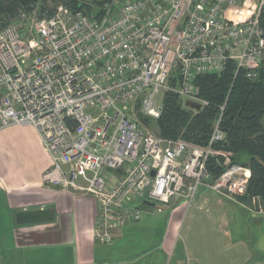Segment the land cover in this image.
<instances>
[{"label": "built area", "instance_id": "built-area-1", "mask_svg": "<svg viewBox=\"0 0 264 264\" xmlns=\"http://www.w3.org/2000/svg\"><path fill=\"white\" fill-rule=\"evenodd\" d=\"M89 6L90 13L63 3L51 14L35 8L0 24V130L36 129L51 161L43 186L91 196L93 237L102 245L142 219L143 203L186 208L200 189L230 201L243 197L249 169L214 146L224 139L223 106L203 147L152 133L137 113L159 119L163 100L155 99L165 93L190 111L204 109L196 78L220 74L229 61L255 79L264 66V0ZM218 157L223 173L214 180L207 164Z\"/></svg>", "mask_w": 264, "mask_h": 264}, {"label": "crops", "instance_id": "crops-1", "mask_svg": "<svg viewBox=\"0 0 264 264\" xmlns=\"http://www.w3.org/2000/svg\"><path fill=\"white\" fill-rule=\"evenodd\" d=\"M51 161L32 126L0 130V208L10 216L50 210L53 220L10 224L0 264H264V211L200 189L190 207L174 201L144 209L111 245L93 237L97 203L42 184Z\"/></svg>", "mask_w": 264, "mask_h": 264}, {"label": "trees", "instance_id": "trees-1", "mask_svg": "<svg viewBox=\"0 0 264 264\" xmlns=\"http://www.w3.org/2000/svg\"><path fill=\"white\" fill-rule=\"evenodd\" d=\"M105 1L79 3L76 0L64 1V5L73 11L90 13L89 5L101 6ZM57 0H0V24L8 22L21 11L30 12L36 8L40 12L47 9L48 3ZM259 23L264 31V7L260 10ZM264 34V33H263ZM247 72L236 69L233 62H227L220 74L202 75L196 78L195 86L200 98L208 102V106L196 112L183 107L181 99L176 94L165 93L162 113L156 121L141 118L145 124L155 123L158 136L169 139H181L185 142L203 147L208 144L210 133L219 115V107L223 106L219 127L224 134L221 143L215 146L230 155L232 163L244 166L250 171L245 195L240 198L244 206L254 210L264 211V66L257 77L250 80ZM223 158H213L207 164V171L215 180L223 173L219 166ZM251 199H258L253 205ZM149 203H143L142 209L148 208Z\"/></svg>", "mask_w": 264, "mask_h": 264}, {"label": "rangeland", "instance_id": "rangeland-1", "mask_svg": "<svg viewBox=\"0 0 264 264\" xmlns=\"http://www.w3.org/2000/svg\"><path fill=\"white\" fill-rule=\"evenodd\" d=\"M64 1H67V0H57V2L55 4L54 3H48L46 7H47L48 10L49 9H53L54 10L57 5L64 3ZM76 1H78L79 3H91L92 1H96V0H76ZM97 1H102V0H97ZM37 8H39L38 5H36V10H37ZM162 99H163V95H157L155 100L157 101V103L162 104ZM182 103L185 104V101L182 100ZM137 118L139 119V121L144 126H146V128L148 130H150L152 133L158 134V130H157V127H156L155 123L150 122V123H147V124L145 123L144 124L141 121L142 117H141V115H139V113H137ZM262 125L264 127V119H262ZM256 200L258 201V199H256ZM231 202L238 203V204L240 203V205L244 206V203H242L240 201V199H238L236 201H231ZM253 204H254V202L251 199V204L250 205H253ZM10 217L12 219L11 220L12 223L14 224L13 217L12 216H10ZM12 223L9 222L8 214H6V212L3 209L0 208V237H2L3 242H5V244H10V241L8 239V235L10 234V226H11L10 224H12Z\"/></svg>", "mask_w": 264, "mask_h": 264}, {"label": "water", "instance_id": "water-1", "mask_svg": "<svg viewBox=\"0 0 264 264\" xmlns=\"http://www.w3.org/2000/svg\"><path fill=\"white\" fill-rule=\"evenodd\" d=\"M186 106L190 107L193 110H198L199 107L190 103H187ZM154 173H151L153 176ZM152 206L151 204H149ZM54 216L52 211L50 210H38V211H26V212H19L15 214L14 220L16 225H33V224H41V223H48L53 220Z\"/></svg>", "mask_w": 264, "mask_h": 264}]
</instances>
